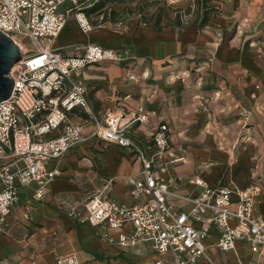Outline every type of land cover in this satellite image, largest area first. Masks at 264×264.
<instances>
[{"label":"crops","instance_id":"crops-1","mask_svg":"<svg viewBox=\"0 0 264 264\" xmlns=\"http://www.w3.org/2000/svg\"><path fill=\"white\" fill-rule=\"evenodd\" d=\"M90 1L93 4L97 0ZM188 1L186 6L194 7L193 0ZM219 1L220 9L211 14L205 25L199 26L195 22L186 29L165 26L156 30L153 23L148 22L139 27H133V23L121 24L123 28L117 29L99 25L85 32L71 16L48 44L63 54H77L75 46L86 43L127 50L128 57L122 63L96 62L72 73L73 77L83 81L86 98L95 112L122 114V121H125L141 109L147 116L146 121H137L128 128L129 134L141 146L146 145L160 122L167 123L169 153L179 159L168 164L165 175L171 180L170 190L176 194L197 193L200 186L191 181L195 177L211 187L231 181L244 187L255 179L261 180L263 191L256 198L255 212L264 218V180L259 175V160L255 171L248 174L250 158L264 155V111L253 109L256 102L264 107V89L256 88L264 76V60L255 58V50L262 49L259 43H264V39L242 34L248 30L249 23L258 34L264 29V22L257 26L249 16L235 25L234 19L227 23L224 19L219 20L224 3ZM250 9L258 14V18H264V7L243 8L245 12ZM260 52L257 53L259 57L264 55L263 50ZM191 64L198 67L188 72L186 66ZM246 102L249 105H243ZM242 107L253 110L245 127L240 116ZM88 140L105 145L97 152L96 147L88 151L82 165L88 168L89 177L94 169L98 173L101 181L95 191L110 178L109 196L130 203L124 176L138 173L139 160L132 151L114 143L97 138ZM70 151L56 160L61 162L60 165L57 163L59 172L42 198L33 199L30 188L22 190L17 204L7 216L5 230L0 234V264H55L57 256L70 254L79 264H148L153 261L157 253L148 245L121 247L111 244L99 236L96 227L87 222H76L63 212L68 205L81 204L87 195L95 192L92 190L81 198V192L77 191L64 201L52 196L55 188L63 187L56 180L67 165L64 157L70 155ZM73 156L65 159L69 158L71 167L76 169L78 165L73 162ZM171 157L166 153V159ZM56 161H50L49 166ZM72 190L76 189L72 187ZM31 200L38 201L36 209L48 217L45 218L48 224L31 235L33 241L21 243L7 231L15 219L24 221L30 217V209L25 215L24 207ZM168 201L175 208L184 202L173 195L168 196ZM207 242L210 252L220 251L210 240ZM244 248L237 241L236 252L245 260L251 254ZM220 252H230L236 257L234 251ZM233 261L237 263V260Z\"/></svg>","mask_w":264,"mask_h":264},{"label":"built area","instance_id":"built-area-1","mask_svg":"<svg viewBox=\"0 0 264 264\" xmlns=\"http://www.w3.org/2000/svg\"><path fill=\"white\" fill-rule=\"evenodd\" d=\"M91 5L90 0H0V31L18 44L21 53L8 73L13 79L11 93L0 101V234L23 189L30 188L35 200L43 197L59 172L57 162L49 166L50 161L88 138H97L132 151L139 160L138 173L124 176L131 202L109 196L112 179L108 178L80 205L68 207L69 218L96 227L99 236L111 244L148 245L157 253L148 264H193L208 258L207 240L220 251H234L236 264H264V218L255 212L262 181L255 179L244 187L232 181L211 187L195 177L191 181L200 186L197 193L172 192L165 174L168 164L179 158L169 153L167 123L160 122L141 146L128 128L145 122L146 114L139 109L122 121V114L95 112L83 81L72 76L92 63H122L127 50L86 43L75 46L77 54H63L49 46L71 16L82 31L93 29L92 14L85 12ZM19 35L35 43V53L25 54ZM256 88L264 86L258 83ZM253 106L264 111L258 102ZM252 112L251 107L241 108L243 127ZM166 153L171 158L166 159ZM169 195L184 202L175 208ZM29 209L27 204L25 215ZM237 241L250 257L238 256ZM55 264L79 262L70 254L57 256Z\"/></svg>","mask_w":264,"mask_h":264},{"label":"rangeland","instance_id":"rangeland-1","mask_svg":"<svg viewBox=\"0 0 264 264\" xmlns=\"http://www.w3.org/2000/svg\"><path fill=\"white\" fill-rule=\"evenodd\" d=\"M224 3L221 4V10L219 11V16L217 19L220 20L224 19L226 23L230 19L236 20L234 22V25L237 22L243 21L244 17L249 16L251 21H255V25L258 26L259 23L264 22V18H258V14H255L254 11L251 9L248 12H245L243 10L244 7H264V0H222ZM189 3L188 0H125L123 2L116 1V2H107L104 7H111L115 15L111 14L108 9H106V17L103 20V14L102 13H93L92 14V21L95 24V27L97 28L99 25L102 27L117 29V26L114 25L115 22L121 21L122 24H128L133 23V27H139L143 26L144 23L152 24L155 13L161 9L164 15L163 21L165 22L166 19H172L173 15V9L175 8H184ZM105 8H102L104 10ZM245 13V14H244ZM223 15V17L220 15ZM234 15V16H233ZM216 18V16H215ZM148 20V21H147ZM248 30L243 31L244 34H252L250 37L254 38H262L264 39V29L261 32H258V34H255L256 28H253L250 26L251 24H248ZM131 26V25H130ZM123 28L121 25L120 28ZM234 29V28H233ZM225 31V30H224ZM227 32V31H226ZM20 42L23 44V46L27 49L25 54H33L36 51V45L28 38L23 37L22 35H19ZM253 45L252 47L255 48L256 45ZM248 45V46H249ZM259 46H261L262 49L257 48L255 50V58H261L264 60V55L261 54L259 57L257 53H261L260 51L263 50L264 52V43L260 42ZM237 48H239L237 46ZM251 46H249L250 51ZM198 67L196 64H191L190 66L187 65L186 68L188 69V72L194 71V69ZM262 82L261 85L264 86V76L261 78ZM243 105H249V102L243 103ZM264 145V141H262ZM96 147V150L93 149ZM105 147L104 144L100 142H91L90 140H85L81 143H79L77 146L73 147V149L77 148L76 150L70 151L68 156L64 157L65 162L67 165L64 168V171L62 172L60 178L56 181H59L62 183L63 187L56 189L52 191V196H57L58 199H61V201L64 198H72L77 191L81 192V198L85 196L86 193L95 191V189L100 185V179L98 173L95 171V169L92 171V177H89L88 174V168L86 166H82L86 162V155L88 151L95 150L97 152V149H103ZM72 150V149H71ZM177 150V149H176ZM73 162L78 165V167L72 168L71 167V161L68 159H65L66 157H69L73 155ZM258 160L261 165V170L259 172V175L264 180V155L258 156L254 159L250 158L249 163V169L248 174L251 175V171H255V166L258 164ZM58 165L61 164L60 161H56ZM70 162V163H69ZM60 183V184H61ZM72 187H74L76 190H72ZM83 191V192H82ZM31 198V197H29ZM64 201V200H63ZM38 201H29L30 210L27 220H21V218L15 219L12 221V225L9 226V230L7 233H11L13 236H15L16 239L21 240V243H24V240H30L34 236H31L35 231H38L40 228L46 227L48 224V220H46L45 215L42 214L41 211H38L36 209ZM40 202V201H39ZM79 203L72 204L73 206L79 205ZM68 205V204H67ZM70 206V205H68ZM67 207V206H66ZM68 208H64L63 212L67 213ZM31 243V242H30ZM208 250V249H207ZM209 255L208 258H199L196 262V264H211V262H214L215 264H236L237 257H235L232 253H222L220 251L217 252H210L209 250L206 251ZM243 260V258H242Z\"/></svg>","mask_w":264,"mask_h":264},{"label":"trees","instance_id":"trees-1","mask_svg":"<svg viewBox=\"0 0 264 264\" xmlns=\"http://www.w3.org/2000/svg\"><path fill=\"white\" fill-rule=\"evenodd\" d=\"M116 1L123 2L125 0H97L90 7L86 8L85 12L87 14L102 13L103 20H105L104 18L106 17L107 9V7H104L105 4L107 2ZM193 4L194 7L186 6L184 8L173 9L172 19H166L164 23H162L164 18L163 12L161 9H159L155 13L153 21L154 29L160 30L165 26H176L180 29H186L195 22H197L199 26H203L209 21L211 14L220 9L219 0H193ZM102 8L105 9L102 10ZM110 13L115 15V12L112 8L110 9Z\"/></svg>","mask_w":264,"mask_h":264},{"label":"water","instance_id":"water-1","mask_svg":"<svg viewBox=\"0 0 264 264\" xmlns=\"http://www.w3.org/2000/svg\"><path fill=\"white\" fill-rule=\"evenodd\" d=\"M21 59L18 44L0 31V101L7 98L12 90L13 79L8 76L12 66Z\"/></svg>","mask_w":264,"mask_h":264}]
</instances>
